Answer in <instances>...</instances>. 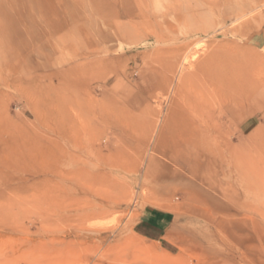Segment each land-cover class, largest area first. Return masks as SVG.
I'll return each instance as SVG.
<instances>
[{
  "label": "rangeland",
  "instance_id": "obj_1",
  "mask_svg": "<svg viewBox=\"0 0 264 264\" xmlns=\"http://www.w3.org/2000/svg\"><path fill=\"white\" fill-rule=\"evenodd\" d=\"M263 65L264 0H0V264H264Z\"/></svg>",
  "mask_w": 264,
  "mask_h": 264
},
{
  "label": "bare ground",
  "instance_id": "obj_2",
  "mask_svg": "<svg viewBox=\"0 0 264 264\" xmlns=\"http://www.w3.org/2000/svg\"><path fill=\"white\" fill-rule=\"evenodd\" d=\"M233 2V1H232ZM254 2V1H253ZM253 7V6H251ZM252 20V19H251ZM236 23V22H235ZM145 24V23H144ZM206 25V24H205ZM184 28V27H183ZM240 30V29H239ZM136 34V33H135ZM143 35V34H142ZM141 37V36H140ZM174 43V42H173ZM172 43V44H173ZM195 46V45H194ZM196 47V46H195ZM177 48V47H176ZM169 49V48H168ZM178 49V48H177ZM171 51V50H169ZM168 51V52H169ZM174 51V49H173ZM171 51V52H173ZM166 51V53H168ZM153 53V52H152ZM176 52H173V54H175ZM169 54V53H168ZM171 54V53H170ZM173 54L169 57H171L170 59L172 60V58H174ZM183 54V53H182ZM181 54V55H182ZM149 56V55H148ZM161 56H164V55H161ZM146 57V56H145ZM159 57V56H158ZM176 59L178 57L175 56ZM209 57V56H208ZM211 57V56H210ZM214 57V56H212ZM179 58V57H178ZM143 59V58H141ZM167 59V58H166ZM166 59H165V62H166ZM218 59V58H217ZM198 60V57H196L195 54H192V55H188V54H184L183 57H181V60H180V69H184V68H191L193 66H197V70L200 72V74L203 76H206L207 78V81H209L210 85L212 88H213V91H215L216 93H225L226 91H232V88H231V85H230V77L229 74L225 73V71H223L224 73H220V71H213L211 70L209 64H205V63H202L201 61L200 62H197ZM210 60V59H209ZM220 60V59H219ZM174 61V60H172ZM217 61V60H215ZM144 62V61H143ZM147 62V61H146ZM163 61V64L165 65V63ZM170 62V61H169ZM178 62V61H177ZM171 63V62H170ZM174 62H172L171 64H173ZM210 63V62H209ZM174 64H177L176 62ZM222 64V63H221ZM220 64V65H221ZM168 65V64H167ZM162 66V65H161ZM223 66V65H222ZM264 66V65H263ZM163 67V66H162ZM167 67V66H166ZM165 67V69H166ZM217 67V65H216ZM169 68V67H168ZM167 68V69H168ZM150 70V69H149ZM172 70V68H171ZM171 70H169L171 72ZM242 73V72H241ZM196 75V73H194ZM198 76V74H197ZM237 76V75H236ZM234 77V76H233ZM237 78V77H236ZM253 78V77H252ZM234 79V78H233ZM190 81L191 80V76H188V75H185V76H182L180 78V81H179V85H181L184 81ZM252 80V79H251ZM260 80V79H258ZM167 79L164 80V82L166 83ZM234 81V80H233ZM264 81V80H263ZM263 81H261L263 83ZM205 83V82H204ZM256 83V82H255ZM257 84V83H256ZM244 85V84H242ZM249 85V84H248ZM233 86V85H232ZM261 86V84H260ZM262 87V86H261ZM234 90V89H233ZM246 92V91H245ZM229 94V93H228ZM259 94V92L257 93ZM235 96V95H234ZM242 97V96H241ZM235 98V97H234ZM264 101V100H263ZM174 100H173V103L171 105V108L169 109L168 113H167V116L165 118V121L160 124V129H159V132L156 136V140H155V144L156 145H162V144H165L167 142V139H166V135L171 133V130L172 128L175 127V116H176V112H175V105H174ZM179 116V115H178ZM190 129L188 130V132L186 133H183V132H179V135L180 136H185L184 138H182L183 142H185V144H187L188 146H192V147H198V146H201V145H208L210 143L209 141V138L207 136V134H209V131L207 129H199L197 126L195 125H191L189 127ZM177 132V131H176ZM176 135V133H175ZM182 136V137H183ZM172 140H174L172 138ZM181 141V142H182ZM176 146V145H175Z\"/></svg>",
  "mask_w": 264,
  "mask_h": 264
},
{
  "label": "crops",
  "instance_id": "obj_3",
  "mask_svg": "<svg viewBox=\"0 0 264 264\" xmlns=\"http://www.w3.org/2000/svg\"><path fill=\"white\" fill-rule=\"evenodd\" d=\"M147 223H148L149 225L157 226L158 228H162V226H161L159 223H157V222L147 220Z\"/></svg>",
  "mask_w": 264,
  "mask_h": 264
}]
</instances>
